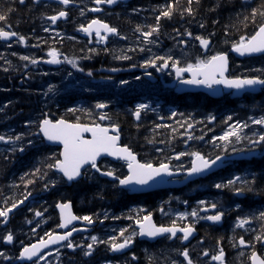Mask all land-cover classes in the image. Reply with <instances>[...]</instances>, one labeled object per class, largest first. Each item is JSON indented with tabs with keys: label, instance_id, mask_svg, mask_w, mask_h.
I'll list each match as a JSON object with an SVG mask.
<instances>
[{
	"label": "snow or ice",
	"instance_id": "1",
	"mask_svg": "<svg viewBox=\"0 0 264 264\" xmlns=\"http://www.w3.org/2000/svg\"><path fill=\"white\" fill-rule=\"evenodd\" d=\"M21 3L24 0H20ZM37 2V0H34ZM61 5L67 6L73 3V0H57ZM196 4H200V0H195ZM244 2V0H242ZM96 7L92 8V12H100L101 5H115L118 3V0H94ZM221 6V0H216V3L213 5L210 11H216ZM12 9H9L11 12ZM133 11H136L134 9ZM179 14L182 18L187 15L188 17H194L196 10L193 8V0H187V6L182 7L179 4V0H169L168 3L160 7L159 15L155 17V25H147V31H144L142 26L137 25L135 31L140 33V36L137 37L139 40L140 37L143 39L144 44L153 43L152 37L154 34H159L160 31V20L161 18L171 19L174 14ZM80 15H84V10L81 9ZM236 17L240 20V24L243 29H248L252 27L251 33L247 31L244 34H240L238 39L231 40L230 51L238 54L240 57H252L256 54H261L264 56V0H261V3L256 7H252L248 14H243L238 11L235 13ZM68 12L65 10H60L54 15L47 16L46 19L51 21V24L55 25L57 21L61 18H66ZM242 17V19H240ZM7 16L0 13V21H6ZM259 20V22H258ZM217 23V21H213ZM200 28L205 27L204 23H201ZM50 29L45 28L44 31L48 32ZM52 31H55L54 29ZM78 31L87 34L88 37H92L93 33L95 34L96 42L102 43L106 42L110 36H118L121 39H127V37L121 36L118 29L114 26H110L108 23L104 22L101 19H92L87 25L81 24L78 28ZM177 32V35H181L179 30H174ZM241 31L240 28H237V32ZM226 29V35H227ZM59 35V33H56ZM189 38H193L199 42V45L202 49L205 50L204 54L197 56L195 61L191 60L182 62L180 58H174L172 54L162 55V56H152L151 58L145 60L139 67L148 69L154 68L156 71L163 72L165 69L171 68L174 71L175 77L183 85L197 86V87H206L208 89H214L215 86H223L226 89H234L237 91H246V90H255L257 87L264 89V67L253 69L256 73L255 75L243 74V75H233L230 73V58L229 53L226 51H216L214 54L208 55L207 51L210 49V39L201 35H196L193 37V34L190 31L185 30L182 34ZM215 35V33H210L209 36ZM15 37L17 42L20 44L26 43V38L23 35H19L14 31H6L4 28H0V40L8 41L10 38ZM186 41L181 38L178 41L179 45H186ZM225 43H229L228 40ZM38 47V45H36ZM135 49H129V51H134ZM140 51H144V48H140ZM150 50V49H149ZM95 49H89V52H94ZM107 51V49H105ZM13 55H16L13 53ZM61 53L56 48H49L47 52L48 59L44 62L52 65H59L62 63L70 64L73 68L79 69L77 60L63 56L61 59ZM187 55V53H185ZM119 60H130L131 57L126 54H121L115 57ZM21 60L26 61L24 67L27 68L28 64L36 65L40 62V59L33 58L30 56H21ZM10 65V61H5ZM136 67V65H132ZM4 71H8L7 68ZM113 72L118 71L117 69H112ZM189 74L188 78H184V74ZM147 76H151V72L144 73ZM47 75V73H45ZM71 76V73L68 74ZM88 76H92V72H88ZM135 79L139 80L140 77ZM120 85H127L129 81L120 80ZM55 91V86L49 84L47 92L52 93ZM7 107V105H5ZM95 109H106L108 107L107 103L97 102L95 104ZM150 105L146 103H138L135 106V110L132 112V115L137 121L140 120L141 114L144 111L149 110ZM2 110V109H0ZM66 112L68 114L83 113L89 117L93 116L94 113L91 109H83L80 107H71L67 108ZM172 117L177 116L175 111L172 112ZM183 116V113L180 114ZM216 117L214 115H208L207 120L209 123L215 121ZM99 121L108 120L107 125L103 123L96 122L91 120L88 123H82L80 116H76L75 120L66 119L64 116L59 118H50L48 113H43L42 118H39L35 121L29 120L25 122V126H34L37 129V132L33 135H38L41 137L42 142L47 141L51 144H55L60 148L58 153H53L51 156L44 157L41 163L44 165L48 171L55 170L57 173L62 174L61 180L66 182H78L80 178L88 177V169L95 170L96 173H99L101 176L110 177L113 181L117 182L119 186L124 188H129L131 186H148L150 183H155L158 180H162L165 177L174 178L180 173H184L186 177H191L193 175L202 174L204 172L210 171L214 166L217 165V162L222 160L228 153V149L231 148L232 153L248 151L254 152L257 148L264 150V114H261L259 117L249 116L247 121L236 120L233 123H228L233 121L231 115L226 117L224 121L227 124V130H225L220 136H213V142H219L216 144V147L220 149V154L216 155L214 158L202 154L199 151L192 152H179L176 153L173 157H167L166 159H160L154 162L151 159L141 160L138 159V154L133 150V148L126 143L121 142V131L120 125L117 123L111 122V118L107 113L101 112L98 117ZM187 128L191 129L193 123L187 122ZM250 125L260 126L259 131H252L251 135H248L244 132L245 129H250ZM181 127L184 125L181 124ZM157 128L167 127V125H156ZM176 131V129H173ZM90 134V135H86ZM188 139H199L203 140L204 137H193L191 133H188ZM24 140V134L20 133L15 136L10 134H0V142L4 144L12 145L10 151L15 152L19 151L23 153L25 151L24 145L21 143ZM28 145L34 146L33 140L29 139L27 141ZM148 143H153L149 140ZM164 143V141H161ZM187 143V141H185ZM20 144L19 149L16 148V145ZM244 144V148H237L236 145ZM157 152H162L160 148L156 149ZM190 156L191 162L190 166L185 168L182 164L176 167H173L172 160L175 159L179 161L181 157ZM104 157H113L117 161H122L127 168L126 175H117V172L113 168H107V170H102L99 165V161ZM48 171H43L41 167H36L31 173H24L20 177L27 185L35 183L34 179H27L25 177L37 176L39 175L41 179L47 176ZM252 180L242 176H234L232 179H228L226 182L215 183L213 186L220 189H230L234 192L235 195H243L246 192L251 193L254 191L253 185L256 183V174L251 173ZM237 182H240L239 187L235 185ZM57 184L56 180L50 181V183H45L44 188L48 189L50 186L54 187ZM32 195L31 192H26L23 199L15 200L8 203V199H5V206L0 207V224H4L5 227L9 221L10 213L16 209L19 205H22L28 198ZM187 204V201H184ZM198 208H193L191 212H176L174 218L171 219L170 223L157 224L153 220V213L147 212L146 214H140L144 210H136L135 215L125 216V219L133 221L135 227L132 224L127 227L119 229V232L116 235H109L106 240L100 239L96 235L90 237V242L85 244H74L73 242V233L86 230V229H77L75 226L71 228L70 231L66 230L63 233L56 231H49L45 233V237H40L35 243H24L20 242L19 250V259L32 261V264H40V261L45 260V255L47 253L42 252V250L47 249L50 245H58L61 242H64V246L68 249L75 250L80 248L83 251L85 257L91 256L95 250V247L103 244L107 247V250L113 253L122 252L125 249H129L130 246L134 244V240L137 236L148 237L155 239L158 237L167 236L168 239L177 238L181 241H188L190 237L193 236L195 232V224L200 220L210 221L213 224L220 223L222 218L226 215V212L223 210H218L222 205H218L216 202H206L205 200L197 201ZM237 209L241 208L240 204H236ZM55 208L59 209V224L57 225L60 229H68L69 225L73 224V221H84L87 225H94L99 214L94 215H75L73 212V205L70 200L64 202H58L55 204ZM210 209L216 210L215 214L211 215H201V212L207 213ZM31 211V209H30ZM161 213H164V208H160ZM43 213L40 211H35L36 217H43ZM119 216H113L112 219H120ZM104 219H108V213H104ZM253 220H259L264 222V210L258 212V215H245L243 217L237 216L235 220V228H245L246 225H250ZM190 221V222H189ZM183 224L181 225V223ZM31 223V221H28ZM102 224L103 221L101 220ZM39 227V224L37 225ZM138 229V230H137ZM33 234H35V229H32ZM182 234V235H178ZM3 241L7 244H11L14 241V235L9 230L6 235L2 237ZM255 241L260 242L264 245V225H262L261 233L255 236ZM202 243V241H201ZM219 245V240H217ZM238 244L244 247H251L253 250L250 253L251 264H264V258H261L260 255L254 250L255 245L246 242L244 237L241 236L238 240ZM235 246V245H234ZM57 254L59 255V250L57 249ZM243 254V253H241ZM178 255L183 257V260L186 264H196V262L191 259L189 248L185 247L182 251L178 250ZM203 256L207 257L209 251L205 249L202 253ZM0 256H4V259H9L4 253L0 252ZM224 250L219 248L216 255L211 256L212 261H217L219 264H224ZM132 259L135 260V255L132 256ZM111 264V262H109ZM172 264H177L175 260L172 261Z\"/></svg>",
	"mask_w": 264,
	"mask_h": 264
},
{
	"label": "trees",
	"instance_id": "2",
	"mask_svg": "<svg viewBox=\"0 0 264 264\" xmlns=\"http://www.w3.org/2000/svg\"><path fill=\"white\" fill-rule=\"evenodd\" d=\"M169 0H134L132 3V8L129 7L127 10L117 12V18L114 17V23L120 29H129L126 30L130 32V30H134L135 42H139L137 39L140 36V33L135 31L137 25L142 26L144 31H147V25H155L156 20L155 17L159 15L160 7L168 3ZM216 3V0H200V4L197 5L195 0H193V8L196 10V14L194 17H188L185 15L183 18L177 13L171 19L161 18L160 20V31L159 34H154L152 37L153 43H151V47L157 45V43L164 42V39L168 38V31H170L177 23H181L180 26L184 30H189L193 25L200 27L201 23L205 24V27L202 31L207 32L206 30L210 29L212 33H215L216 36L222 38V44H225V41L228 40L229 43L231 40L238 39L240 34H244L245 31L251 33L252 27L250 26L248 29H243L240 24V20L236 17L235 13L240 11L243 14H248L252 7H256L261 3V0H221V6L216 11H210L213 5ZM179 4L182 7L187 6V0H179ZM140 7L142 10L137 11V8ZM145 8V9H144ZM9 9H12L9 12ZM136 9V11H133ZM0 13L5 14L7 16L6 21H0V28H13L15 31L19 33L26 34L30 37V39L35 40V45H38V48L43 49L42 51H38L42 53L43 51L49 50L50 36L48 32H45L44 29L47 28L43 25V22L46 21V17L52 15L53 11L50 7V3L38 0L34 2V0H24L23 3L20 0H0ZM135 13V14H134ZM242 19V17L240 18ZM213 21H217V23H213ZM259 22V20H258ZM237 28H240L241 31L237 32ZM193 29V27H192ZM227 29V35H226ZM214 35V36H215ZM56 38H58L56 36ZM228 44V43H227ZM64 53H68L71 50L75 53V49L60 45L59 48ZM2 64L0 62V118L7 119L6 126L2 128L5 130V134L17 135L20 133L24 134V140L21 142L25 151L23 153L18 150L15 152L10 151L12 146L9 144L3 147V150L0 151V207L4 205L5 199H8V203L15 200L23 199L26 192H31L32 195H37L36 199H40L41 196L45 195L47 197V201L51 203V212L53 216V224L49 228L50 231L54 230L52 227H57L59 224L58 214L54 209V206L59 201L70 200L73 203L75 212L79 215H98L96 219L97 222L104 220L106 223L116 224V229H120L123 227H127L132 224L135 226L133 221L125 219V216L135 215L136 210L138 209H147L148 212H152L156 214L158 210L157 202L153 200L156 196L160 195V192L157 193H149L142 195H130L123 190L118 188V183L115 181H110L108 179H102L96 173H89L88 176H94L92 178H82L78 182L72 183L71 186H68L65 180L54 179L58 177L55 174L54 170L48 171L46 168L42 170L48 171V174L43 179L37 176H27V179H34L35 183L31 185H27L25 187L24 181L20 179L24 173H31L37 166H43L41 163L44 157L51 156L50 152L53 149L48 148L42 142L38 135H33L37 132V129L34 126H25V122L32 120L35 121L39 118H42L43 113H48L52 118H58L64 116L67 119L72 120L76 116H80L81 121H91L97 119L95 113V107L93 105L94 100L91 97L86 95L84 101L86 103H90L92 100L93 108H84L76 105L77 99L73 100L71 98H76L70 93L64 92L60 88V93L56 95V93H48V95H44L48 90L49 84L58 83L62 77L54 76L49 74L50 72L42 70L43 74H40L39 78L45 81L42 84V88L38 87L37 83H34L33 80H37L36 74H28L17 71L18 68L15 64L5 63V61H9L8 59H3ZM99 60H97L98 62ZM105 62V60H104ZM96 63V60H94ZM7 68L8 71H4ZM42 69L41 66H39ZM47 75L44 76V74ZM20 80H23V85H20ZM261 95L256 97V101L261 99ZM131 100V96L119 94L116 95L117 103H120L122 107L115 106V109L110 111V118L115 123L119 124L122 128V133L124 135L125 143L129 144L136 152H138L141 156L153 149V146L156 145L158 148L166 147L172 151H180L182 146L185 145L186 135H182L179 131L175 133L173 131V127H164L162 130L158 128L156 130H151V126L159 125L160 120L156 118H152L151 115H146L142 121L136 122L132 116L127 115L126 108H124V104ZM7 105V107H5ZM221 103L216 99L209 98L207 96L195 95L194 96V104L190 101H182L179 106H177V116L172 117V113L167 112L168 118L167 120H173L180 117L181 113H183L184 119H181V124L184 126H179L178 128L187 130V122H197L200 125L194 130L197 134L196 137L206 136L209 137L212 134L216 133L218 130L215 128L218 121H223V125H226L224 121L226 118H219L216 120L213 125L210 124L207 120V114H210L214 111L211 109H217ZM71 107H80L83 109H91L94 113L93 116L89 117L83 113L76 114H68L66 112L67 108ZM212 107V108H211ZM240 111L245 112V115H248L249 111L256 110L255 101L252 99H248L245 107H238ZM2 114H7V118L2 116ZM241 117V114H236ZM233 117V116H232ZM10 120V121H9ZM230 122V121H229ZM228 122V123H229ZM175 125V124H173ZM172 125V126H173ZM222 125V126H223ZM1 130V131H2ZM29 139L33 140L34 146L28 145L27 141ZM151 140L153 143H148ZM164 141V143H161ZM210 143V142H209ZM208 143V144H209ZM19 146L16 148L19 149ZM200 152L206 154L208 151L212 155L219 154V150L213 149L209 150L207 145L201 146L199 145L196 148ZM57 153V151H53ZM142 153V154H141ZM149 156L148 158H150ZM19 163V164H18ZM18 164V166H17ZM261 162H258V159H253L251 164L249 163L248 168L255 174L259 171H262L264 174V166ZM18 167V169H16ZM262 167V168H261ZM103 170H107V167H101ZM116 170L117 175H124L126 172L124 165L118 164L112 167ZM252 173V171H251ZM259 172L256 183L253 185L254 191L251 193L246 192V198L244 201L240 202L241 204L245 203L246 200V208L243 211L247 212L248 215L256 214L261 210H264V176L260 175ZM222 176H225L223 172H220L214 175V178L220 179ZM60 178V177H59ZM56 180L60 185L56 189H51V186L48 189L44 188L45 183H50V181ZM249 181L252 180V176L248 178ZM12 182V183H11ZM13 186V194L10 193V188L7 187ZM3 185V188H2ZM239 187L241 185H235ZM54 188V187H53ZM52 190V191H51ZM50 192V193H49ZM199 192L197 196L205 193ZM217 196L215 197L216 203L218 205H222L226 208H230L235 199L239 197L234 194V192L230 189H220L216 192ZM149 202L151 204H149ZM134 203L141 204L139 208L134 209L132 205ZM242 204V205H243ZM5 206V205H4ZM3 206V207H4ZM255 207V208H253ZM257 207V208H256ZM253 208V209H252ZM46 210L43 207L35 206L32 211H21V222L25 220V224L22 227L24 230L27 219L34 218V210ZM255 209V210H254ZM254 210V211H252ZM47 211V210H46ZM27 212V213H26ZM108 213V219H104V213ZM229 212V211H228ZM242 212V211H241ZM241 212L236 213L234 218H229L225 220V223H229V221H233L237 216L241 214ZM140 214H144V211ZM113 216H119L120 219L114 220ZM1 219V218H0ZM255 223L256 231L255 234L261 233L262 225L264 222L259 220H253ZM119 225H118V224ZM58 228V227H57ZM31 230V228H29ZM199 239H207L216 240L220 237L222 232H225L226 227H212V226H204L202 230L199 228ZM2 231H4L2 224H0V241L2 240ZM108 236L103 235L102 240H106ZM26 238L24 243H31L34 240H30ZM259 246V243H257ZM258 246H255L254 249H258ZM18 250H20V246H18ZM66 253V252H65ZM82 252L76 251L72 254L79 255ZM153 253V252H151ZM19 254V253H18ZM110 254V251L107 250V247L103 244H100L95 247V250L87 260H82L81 258H75L73 264H92L93 259L106 257ZM149 260L152 261L153 255L150 254ZM147 259V258H146ZM161 260L163 257H160ZM2 264V263H0Z\"/></svg>",
	"mask_w": 264,
	"mask_h": 264
},
{
	"label": "flooded vegetation",
	"instance_id": "3",
	"mask_svg": "<svg viewBox=\"0 0 264 264\" xmlns=\"http://www.w3.org/2000/svg\"><path fill=\"white\" fill-rule=\"evenodd\" d=\"M80 11L81 9L84 10V15H69L67 17V21L65 23L62 24H55L53 25L56 28H59V30H55L53 32H51V34H49L48 36H50V41H53L50 43L49 48H56L59 50L60 52V45L63 44L64 46H69L73 49H75V56L73 59L77 60V64L79 69H83V71H79L77 68H73L70 64L65 63V65L69 66V70L68 72H70L77 80V85L78 87L84 91L87 96L94 98V99H99L98 102H103L104 101L102 99L105 98H109L111 96L112 93V89H115V86L117 84V82H119L120 80H127L129 81V83L127 85L128 88H132V84L137 81H141V79L137 80L135 79L136 77H139V70L143 69L138 65L142 64L145 60L151 58L152 56H162V55H167V54H172L174 56V58H180L182 60V62H186L191 60L192 62L195 61V58L197 56H201L203 55V52L200 50V45L198 43L194 44V39L193 38H189L187 36H183L182 34L185 32V30L180 26L181 23H177L174 28H172L170 31H168V38L164 39V42H161L157 45V49L161 50L160 52L154 53V51H152V49L150 48V50L152 51V54L150 55H146V57H143L141 55H137L136 57H134V51L138 52L140 51L139 49L136 50V46H135V39L133 37H129L128 41L127 39H121L118 36H110L109 39L106 42H102V43H97L96 42V38H95V34L93 33L92 37H88L87 34L78 31V28L81 24L87 25V23L92 20V19H101L104 22L108 23L110 26H114L111 22L113 21L114 15H110L109 11L111 9H109L106 6L101 5V11L100 12H92L91 9L96 7L94 0H81L80 2ZM64 24H69V26H71V31H69L68 33L70 35H68L67 33H65L63 26ZM193 27V29H192ZM191 27L190 32L193 34L194 37V25ZM74 28V29H72ZM128 30V29H126ZM174 30H179V33H181V35H177V32ZM197 29H195L196 31ZM119 31V30H118ZM56 33H59V36L56 38ZM121 36H124V33H121L119 31ZM129 34H131L129 32ZM219 38V41L222 42V38L219 36H216ZM215 38V43L217 44V38ZM183 38L187 43L186 45H179L178 41ZM211 39V38H210ZM58 40V41H57ZM212 42V48H214V43L211 39ZM139 44H142L143 42H137ZM227 44V43H225ZM147 47V46H146ZM159 47V48H158ZM95 49L94 52H89V49ZM105 49H107V51H105ZM129 49H135L134 51H129ZM170 49L171 51H164ZM99 51V52H98ZM179 52V53H178ZM93 53V54H92ZM101 53V54H100ZM185 53H187V55H185ZM121 54H126L128 56L131 57L130 60H119L116 59V56H119ZM94 55V56H93ZM96 56V57H95ZM106 56V57H104ZM90 57H94L96 60V63H94L90 69L88 70H84V68L87 66H90ZM38 58V56L36 57ZM70 58V57H69ZM136 58V61H135ZM97 60H99L97 62ZM105 60V62H104ZM246 59H239L236 62H233L232 64V69L234 74L239 75V74H245V72L241 71L242 67H246ZM132 65H136V67H132ZM16 67H20L19 65H16ZM32 64H29L28 70H30L32 68ZM264 67V60H255L253 61V64L249 65L247 68L250 70V73H254V74H259L256 73L255 71H253V69H258V68H262ZM246 68V69H247ZM112 69H117L118 71L113 72ZM151 74L156 78V81L154 82L153 79H151L150 82H152L150 84V86L143 90V91H152L154 94L163 97L164 99L167 100V97H174V94L176 95V105L175 106H179V104L181 103V100L184 99L185 97H190L191 102L194 104V93L191 94H187L185 95H177L174 91L175 87H172V83L176 82L179 83V81L177 80V78L175 77L174 71L171 68L165 69L163 72H159L156 71V69L154 68H149ZM91 71L92 72V76H88V72ZM33 74V73H31ZM55 74H58L57 72H53L52 73V77L55 76ZM189 76V74L185 73L184 74V78L187 79ZM103 78L104 81H102V83H97L94 82V79H100ZM65 85H69L68 83H65L63 85V87ZM111 88V89H110ZM161 91H164V93H160ZM65 92L67 93H72V94H76L79 93V90H76L74 88H68L67 90H65ZM136 93H140L141 92H136ZM245 96H243L241 98L242 101H246ZM228 99V98H226ZM232 99V98H231ZM239 100V99H236ZM221 101H223L224 103L226 102L224 99H222ZM258 101L263 102L264 101V94L261 95V99H259ZM163 102V100H162ZM140 102H136V104H138ZM169 106L173 107L174 104L173 102H168ZM108 108H110L109 106L106 109H101V112H105L107 113V110H109ZM126 108V112L127 115H132V110H129ZM225 108L231 110L232 113L234 114H241L243 115L245 112L242 113V111L239 110L238 106L236 105H225ZM161 109V108H159ZM157 108H151V110H147L142 112L141 114V118L139 121H142L144 119V117L146 115L149 114V112H152V115L154 117H159L161 119V122L159 123V125H167V127H170L171 125V120H165L163 119V116L160 113V110ZM1 114V113H0ZM108 114V113H107ZM2 116H5L6 118L8 117L7 114H2ZM109 116V115H108ZM76 118V117H75ZM75 118H73L72 120H75ZM132 118L136 121L135 117L132 116ZM243 117H239L237 119H239L240 121H242ZM7 119L5 118H0V132L2 130L3 127L6 126V121ZM96 122L99 123H104L105 125H107L109 123L108 120L105 121H99L98 118L94 119ZM10 121V120H9ZM83 123H88L89 121H81ZM111 122L115 123L113 120H111ZM181 121H179L180 123ZM151 130H156L157 127L156 126H151ZM179 127V126H178ZM162 128L164 127H160L158 128L159 130H162ZM121 134H122V143H125V139H124V135L122 133V129L120 130ZM178 131H180V129L178 128ZM158 143V142H157ZM156 143V145H157ZM156 145L153 146V149L150 150L149 152L142 154V156L138 154L139 159L143 160H147V159H151L154 162L160 160V159H166L163 158L164 155H167V157H173L175 154H171L168 151V149H166L165 151L167 153H162V152H157L156 149L158 148ZM58 148V147H57ZM134 148V147H133ZM58 150H60V148H58ZM135 151V150H134ZM179 153V152H177ZM149 156H151L150 158H148ZM190 162L189 157H181V159L179 161L173 159L172 160V165L173 167H176L178 165H183L185 166L186 164H188ZM258 162H261L262 165L260 166H264V157H262L261 159H258ZM100 164L102 165H110L111 161L109 159H103ZM39 167V166H38ZM248 166H246V168L244 170H247ZM262 168V167H261ZM44 169V168H43ZM42 169V170H43ZM261 174V176H264L262 171H259ZM259 172L256 174V176H258ZM183 177H180V179H182ZM194 184L190 185L188 187V189H182V188H169V189H165L163 191H160L161 194V198L162 200L159 201L158 204V210L155 214L156 220L158 225L159 224H169L171 219L174 218V214L176 212H184L183 211V197H191L192 199H194V196L197 197V193H194L193 191H191V187H193ZM3 188V185H2ZM51 189L53 190V187H51ZM51 190V191H52ZM50 193V192H49ZM194 193V194H193ZM172 198L173 200H175V203L178 202V206L176 205L175 207H172L171 205H169V202L167 201L168 199ZM156 203V201L154 202ZM5 205V202H4ZM3 205V206H4ZM191 206L194 205V201L191 202L190 204ZM235 203L233 202V204L231 205L230 208H225L227 216L230 218H234L235 216V212L239 213V209H237L235 207ZM1 206V207H3ZM163 207L164 208V213H161L160 208ZM187 208V207H185ZM194 207H190V210L188 212H191L192 209ZM28 211V210H26ZM229 211V212H228ZM201 215H209V214H202ZM21 214L19 213V209L14 212L11 216V222H9L7 224V226H3V229L5 231V233L7 234V232L10 230L16 237V239L21 242L22 241V234H23V230H22V226L25 224V221L23 220L21 222V218H20ZM51 216H47V217H41V219L39 220L40 223L44 222L45 220H48V225H50L51 222ZM44 220V221H43ZM38 221V222H39ZM37 222V223H38ZM190 222V221H189ZM181 223V225L183 224V222H179ZM197 223H199L196 226L197 232H198V237H196L195 239L192 238L188 241H181L180 239L177 238H172V239H168L167 236L162 237L161 239L153 242V243H149L146 241H140V240H134V244L132 246H130V248L123 254H113L107 257H103L101 259L95 258L92 261V264H109V262H111V264H172V261L175 260L177 262V264H186V262L183 260V257L178 255V250L182 251L183 248L187 247L189 248L190 251V257L191 259H193L196 264H219V262L217 261H212L211 260V256L212 255H216L219 248H223L225 256H224V264H247L246 263V257L251 249V247H244L242 248L239 244H238V240L241 237V232L239 230H242L244 236V239L246 242H250L252 244H256V243H260L255 241V236L254 233L251 231L250 229V225H246L245 228H235V223H219V224H211V223H206L205 220H200ZM21 225V226H19ZM32 225L31 229H35V234H33L32 230H31V236L32 239L33 238H40L43 235H45V231L42 229H37ZM19 226V227H18ZM27 226V225H25ZM204 226H212V227H226L225 232H222L221 235L223 237H220L216 240H210L207 239L206 241L204 239H199V228H201L202 230L204 229ZM20 228V229H19ZM27 228H29V226H27ZM39 228V227H38ZM57 229V227H52V229ZM18 229V231H17ZM249 229V230H248ZM19 232V233H18ZM21 234V235H20ZM181 235V234H178ZM217 240H219V245L217 244ZM202 241V243H201ZM79 242V240L77 239V243ZM235 245V246H234ZM260 249V252L262 254V256L264 257V245L262 246L261 243L258 246ZM207 249L209 251V255L207 257L203 256L202 253L203 251ZM0 252H3L4 255L8 256L9 259H7L6 262H1L2 259L4 258V256H0V263L2 264H10V260L11 258H16L18 256L19 250H18V246L15 244H7L4 241H0ZM153 252V253H151ZM243 253V254H241ZM150 254H152L153 259L152 261L149 260V256H151ZM135 255L136 259L133 260L132 256ZM11 257V258H10ZM81 258L82 260H87L88 258H90V256L85 257V256H76L73 254H57V253H52L49 252L47 253V255H45V260L40 261V264H73V261L76 260L75 258ZM160 257H163V259L165 260H161ZM147 258V259H146ZM16 264V263H14ZM25 264V263H24ZM83 264V263H81Z\"/></svg>",
	"mask_w": 264,
	"mask_h": 264
},
{
	"label": "bare ground",
	"instance_id": "4",
	"mask_svg": "<svg viewBox=\"0 0 264 264\" xmlns=\"http://www.w3.org/2000/svg\"><path fill=\"white\" fill-rule=\"evenodd\" d=\"M38 1V0H37ZM43 1H46V2H48V3H50V7H51V9H52V11H53V13H52V15H54L56 12H58V11H60V10H65V11H67L68 12V16L69 15H74V14H76V15H80V8H79V6H80V1L81 0H73V3H71V4H69V5H67V6H64V5H61V4H59L58 2H57V0H43ZM133 1L134 0H118V3L117 4H115V5H107V4H104L103 6H106V7H108L109 9H111L110 11H109V14L110 15H114V17L115 18H117V12H121V11H123L124 12V10H127L129 7H131L132 8V3H133ZM145 9V8H144ZM142 9L140 8V7H138L137 8V11H141ZM135 14V13H134ZM67 16V17H68ZM67 17L66 18H61V19H59L58 21H57V23L56 24H62V23H65L66 21H67ZM113 25H114V27H116L121 33H124V37H127L128 39H129V37H133L134 39H135V36H134V30H130V33L131 34H129V32L128 31H126L125 29H120L119 27H117L116 25H115V23H114V18H113V21L111 22ZM43 25L44 26H46L47 28H49L50 30L48 31V33L49 34H51V32H53L52 30L54 29V30H59L60 31V29L59 28H56V27H54L53 26V24H51V21H49V20H46V21H44L43 22ZM71 26H69V24H64V26H63V29H64V31H65V33H67L68 35H70L68 32L69 31H71V28H70ZM72 29H74V28H72ZM195 29H197L196 31H195ZM4 30H6V31H8V30H10V31H14V32H16V33H18L19 35H23L25 38H26V43L25 44H20L19 42H17V40H16V38L15 37H13V38H10V40H8V41H3V40H0V58H3V59H8L11 63H13V64H16V65H19L20 67L18 68V70L17 71H19V72H22V73H28V74H30V73H33V74H36L37 75V80H33L34 81V83H37L38 84V87L39 88H42V84L45 82V81H43V80H41L40 78H39V76H40V74H43L42 73V70H44V71H48V72H50L49 74H52L53 72H57L58 74H55L56 76H59V77H62L63 76V79H61L60 81H58V83H55V84H51V85H54L55 86V91H54V93H56V95L57 94H59L60 93V88L65 92V90H67L68 88H74V89H76V90H79L80 92L79 93H76V94H72V93H70V94H72L74 97H76V98H71V97H69L70 99H74V100H78L77 101V103H76V105H78V106H80V107H84V108H93V106H92V100H94V103H93V105L95 106V104L99 101V99H94V98H92V100H91V102L90 103H86L85 101H84V99L86 98V93L84 92V91H82L79 87H78V85H77V80H76V78L71 74V76H69L68 74L70 73V72H68V70H69V66L68 65H65V63H62V64H59V65H52V64H48V63H46V62H44V61H46L47 59H48V56H47V52H48V50H46V51H43L42 53H39L38 51H42L43 49H40V47L38 48L36 45H35V40H32V39H30V37L28 36V35H26V34H23V33H19V32H17V31H15L13 28L11 29V28H9V27H5L4 28ZM129 30V29H128ZM191 30V28L189 29V30H187V31H190ZM207 32H204V31H202V29L200 28V27H198V26H196V25H194V37L196 36V35H201V36H204V37H206V38H211L212 39V41H213V43H214V48H212L211 46H212V42H211V39H210V49L207 51V54L208 55H211V54H214L216 51H226V52H228L229 53V58H230V61H231V70L233 71V69H232V64H233V62H236L237 60H239V59H246L247 60V62H246V67H242L241 68V71L242 72H245V74H250V75H255L254 73H250L249 71V69L247 68L249 65H251V64H253V61H255V60H264V56H262L261 54H256V55H254V56H252V57H247V56H245V57H240L238 54H236V53H233V52H231L230 51V48H231V43H228V44H222L220 41H219V38L218 37H216V35L214 36V35H212V36H209V34L210 33H212V31L210 30V29H208V30H206ZM57 37H61V36H59V35H57ZM214 37H216L217 38V41H218V43L216 44L215 43V38ZM128 39H127V41H128ZM140 41L139 42H143V39H142V37H140V39H139ZM58 41V40H57ZM195 43H198L199 44V42L198 41H196L195 39H194V44ZM159 43H157V45H158ZM157 45H154L153 47H151V44H144V43H142V44H139V43H135V46H136V50L137 49H140V48H144L145 50L144 51H138V52H135L134 51V57H136L137 55H141V56H143V57H146V55H150V54H152V51H154V53H157V52H160L161 50H159V49H157ZM147 46V47H146ZM152 49V51L151 50H149L150 48ZM159 48V47H158ZM200 50L203 52V54H204V52H205V50L204 49H202L201 47H200ZM164 51H171L170 49H167V50H164ZM99 52V51H98ZM13 53H15L16 55H13ZM60 53L62 54L61 55V58L63 59V56H67V57H70V58H74V56H75V53L73 52V50H71L70 52H68V53H64L63 51H61L60 50ZM179 53V52H178ZM93 54V53H92ZM101 54V53H100ZM25 55H27V56H30V57H33V58H36L37 56H38V59H40V62L38 63V64H36V65H33L32 66V68L30 69V70H28V67H29V64H28V67L27 68H25L24 67V65H25V63H27L26 61H23V60H21L20 59V57L21 56H25ZM94 56V55H93ZM96 57V56H95ZM104 57H106V56H104ZM94 60H95V58L94 57H90V66L89 67H85L84 68V70H88V69H90V67L94 64ZM135 61H136V58H135ZM0 62H1V64H2V60L0 59ZM3 65V64H2ZM39 66H41L42 67V69H40L39 68ZM137 66H139L138 64H137ZM247 68V69H246ZM150 72V70H149V68L148 69H141V70H139V77H140V79H141V81H139V82H137V81H135L131 86H132V88H123V86L122 85H120V83L119 82H117V84H116V86H115V89H112V93H111V96L109 97V98H105V99H102L103 101H104V103H107L108 104V106L110 107V108H108L109 110H107V113H108V115H109V117H110V111L111 110H113V109H115V106H118V107H122V105L120 104V103H117V100H116V95H120V96H123V95H127V96H131V100L129 99V101L128 102H126L125 104H124V108L127 106V108L129 109V110H132V111H134L135 110V106H136V102L138 101V102H140V103H146V104H149L150 105V108H149V111L151 110V108L153 107V108H156V110H157V108L159 109V108H161V109H159L160 110V113H161V115L163 116V119H164V122H165V120H167L166 118H168V116H167V112H169L170 114L173 112V111H175V112H178V110H177V106H175L176 105V103H178V102H176V95L174 94V97L172 96V97H167V100L166 99H164L163 97H160V96H158V95H156V94H154L152 91H149V90H147V91H143V90H145V89H147L149 86H150V84L152 83V82H150L151 81V79H153L154 80V82L156 81V78L151 74V76H147V75H145L144 73L145 72ZM234 73V72H233ZM236 75V74H235ZM44 76H45V74H44ZM150 81H149V80ZM102 81H104V79L103 78H100V79H94V82H96L95 84H99V83H102ZM23 83H24V81L23 80H20V85H23ZM65 83H68L69 85H65L64 87H63V85L65 84ZM48 86V85H47ZM173 87V86H172ZM111 89V88H110ZM136 92H141V94L140 93H136ZM67 93V92H66ZM160 93H164V91H161ZM177 95H180V96H182V95H187V94H189V92H186V91H183V92H175ZM264 94V93H263ZM262 94V95H263ZM196 95H201V96H207V97H209V98H211V95L208 93V92H205V91H199V92H197V94ZM258 95H260L259 93H257V92H252V91H244V92H242L241 94H240V96L238 97V98H236V99H239V100H236V99H231L230 97H227L228 99H224L226 102L224 103L223 101H220L219 103H221V105L217 108V109H214V108H212L211 110L212 111H214V112H212V113H210L211 115H214L215 117H216V120H218L219 118H226L227 116H229V115H231V116H233V121H230L229 123H233L234 121H236L237 120V118L239 117V116H237L236 114H234V113H232L231 112V110H229V109H227V108H225V105H236V106H238V107H245V104H246V102H247V100L248 99H252V100H254L255 101V104H256V110H258L259 111V115H261V114H264V101L263 102H261L260 103V101L259 102H257L256 101V97L258 96ZM243 96H245V102L244 101H242L241 100V98L243 97ZM74 100H73V102H74ZM162 100H163V102H162ZM182 101H186V102H188V101H190V97H185L184 99H182L181 100V102ZM168 102H173V104H174V106L173 107H171V106H169V104H168ZM103 110V109H102ZM95 113H96V117H99V114L101 113V109H95ZM210 114H207V116L208 115H210ZM148 115H151L152 116V118H156V119H159L160 120V122H161V119L159 118V117H154L153 115H152V112L150 113L149 112V114ZM50 118H52V117H50ZM59 118V117H58ZM55 119V118H54ZM67 119V118H66ZM215 120V122H217ZM242 121H247V119H244V120H242ZM216 124V123H215ZM200 124L199 123H197V122H193V127L191 128V129H189V128H187V130L184 132V130H181L180 129V133H182V135H186L187 136V133H189L190 131H192L193 130V128H194V130L199 126ZM223 121H218L217 122V125H215V128L218 130L216 133H214L215 134V136H220L225 130H227V124L226 125H223ZM259 127L260 126H255V125H250V129H245L244 130V132L246 133V134H248V135H250L251 134V132L252 131H259ZM122 128L120 127V130H121ZM5 130H2L1 132H0V134H5ZM40 139H41V137H40ZM44 142V144L46 145V146H48V148H50V149H53L54 148V150H52L51 152H50V155H52L54 152L53 151H57V153L59 152V150H58V148L57 147H55V146H53V145H50V144H48V142L47 141H43ZM217 143H219V142H213V141H211L209 144L207 143L206 145H207V147H208V149L209 150H213V149H216V150H219V148L218 147H216V144ZM8 145V144H7ZM10 145V144H9ZM186 143H185V145H183L182 146V148H181V150L180 151H172V150H170V149H168V148H166V147H162V148H160V149H162L163 151H162V153H167V152H169V153H171V154H175V153H177V152H189V150H186ZM6 146V144H4L3 142H0V151L1 150H3V147H5ZM10 146H12V145H10ZM19 146V144H17V147ZM166 149H168V151L166 152L165 150ZM134 150V149H133ZM136 152V151H135ZM138 153V152H137ZM219 154H220V151H219ZM218 155V154H217ZM184 157H188V156H184ZM163 158H167V155H164L163 156ZM19 164V163H18ZM18 164H17V166H18ZM38 167V166H37ZM39 167H41V169H43L44 167L43 166H39ZM105 167H107V165H105ZM16 169H18V167L16 168ZM253 170H255V169H252L251 171H252V173H254L253 172ZM245 171V170H244ZM54 172H55V174H57L58 175V177H56V178H54V179H61V178H59V177H61V175L62 174H59V173H57L55 170H54ZM252 176V175H251ZM87 178H92V179H94V176H91V175H89ZM86 178V179H87ZM12 183V182H11ZM67 183V185L68 186H71L72 184H69L68 182H66ZM74 183V182H73ZM12 185V184H11ZM60 184L59 183H57L55 186H54V188L53 189H56V188H58V186H59ZM13 186L14 185H12V186H7V187H9L11 190H10V193H12L13 194ZM206 186L204 185V184H199V185H197V186H195L194 187V189L192 188L191 189V191H193L194 193H199L200 191L202 192L203 190H201L202 188H205ZM193 193V194H194ZM31 196H33V195H31ZM30 196V197H31ZM36 196L37 195H34L33 197H32V199L31 200H34V198H36ZM45 195H43V196H41V198L38 200V199H35V201H36V203H35V206H39V207H43V208H45L46 210H39L40 212H42L43 214H44V217H47L48 215L49 216H51V224L50 225H48V220L46 221V223L45 224H43V226H40L39 225V228L37 227V225L38 224H33V223H31V224H33V225H35V226H33V227H35V228H37V229H42V230H44L45 231V233L46 232H49L50 230H49V228L52 226V224L54 223L52 220H53V216H52V212H51V207H52V205H51V203H49L48 201H47V197H44ZM246 198V193L245 194H243V195H239V198L238 199H235V201H234V203L235 204H240L241 205V208H239V212H241V211H243V209H245L246 208V204H247V201L248 200H246L245 201V203L242 205L240 202H242V201H244V199ZM59 202H64V201H59ZM159 202V201H158ZM157 202V203H158ZM158 205V204H157ZM33 207L34 206H27V207H24L23 209H19V213H21V211L23 210L24 212L26 211V210H28V211H30V209H31V211L33 210ZM132 208H135V207H132ZM253 208H255V207H253ZM252 208V209H253ZM257 208V207H256ZM54 209L56 210V212H57V209L55 208V206H54ZM255 210V209H254ZM27 213V212H26ZM57 214H58V212H57ZM58 219H59V214H58ZM25 221V220H24ZM28 221H32V219H27L26 220V225L27 226H29V228H32V225L31 224H29L28 223ZM9 222H11V219H10V221ZM8 222V223H9ZM19 226H21V225H19ZM18 226V227H19ZM24 226V225H23ZM22 226V227H23ZM2 227H3V224H2ZM21 227V228H22ZM29 228H27V227H25L24 228V230H23V234H22V241L24 242V240L26 239V238H29L30 240H34L33 242H31V243H35L37 240H38V238H33L32 239V236H31V230H29ZM20 229V228H19ZM17 231H18V229H17ZM68 231H70V230H68ZM19 233V232H18ZM4 235H6V233H5V231H2V237L4 236ZM21 235V234H20ZM2 237H1V239H2ZM14 237H15V235H14ZM42 237H45V235H43ZM46 238V237H45ZM72 239H78L79 240V244H87L88 242H87V240H86V238L84 237V236H82V235H80L79 233H77V232H75V233H73V237H72ZM29 240V241H30ZM2 241H3V239H2ZM27 243V242H26ZM11 244H15V245H17V246H21V244H20V242L16 239V237L14 238V241H13V243H11ZM3 253V252H2ZM8 257V256H7ZM11 258V257H10ZM101 258H103V257H100L99 259H101ZM1 262H6V263H8L7 261H6V259H2V261ZM10 262V264H14V263H16V264H24V263H21L20 261H19V254H18V256L16 257V258H11V260L9 261ZM29 264H32V262H30Z\"/></svg>",
	"mask_w": 264,
	"mask_h": 264
},
{
	"label": "water",
	"instance_id": "5",
	"mask_svg": "<svg viewBox=\"0 0 264 264\" xmlns=\"http://www.w3.org/2000/svg\"><path fill=\"white\" fill-rule=\"evenodd\" d=\"M186 87H187L186 90H190L192 86H190V85H186ZM230 90H231V89L223 88V86H215L214 89H208V88H206V87H202V86H201V87L194 86V92L205 91V92H208L212 97H219V96H221V95L223 94L224 91L228 92V91H230ZM259 90H260V88L257 87L254 91H253V90H246V91L258 92ZM242 92H244V91H237V90H236V91L234 92V94L239 95V94H241ZM86 135H90V134H86ZM48 143H50V142H48ZM111 158H113V157H111ZM113 159H115V158H113ZM223 160H224V157H222V160L219 161V162H217V165L214 166L210 171H207V172H204V173H202V174H198V175H193V176H191V177H187V178L182 182V184H185V183H187V182H189V181H192V180H194V179H196V178H198V177H203V176H205V175H207V174H209V173H212V172L217 171L218 169H220L221 167H223ZM102 177H105V176H102ZM108 178H110V177H108ZM167 178H168V177H165V178H163L162 180H158V181L155 182V183H150L148 186H131V187H129V188H124V187H122V186H120V187H121V188H124V189H130V193H144V192H148V191H151V190H155V189H159V188H162V187H163V188L166 187V186H167V183H166V179H167ZM110 179H112V178H110ZM68 183H69V184H72L73 182H68ZM25 204H26V201H25L22 205H19L16 209H14V210L10 213V215L13 214L14 212H16V211H17L18 209H20L21 207H23ZM57 211H58V213H59V209H57ZM73 212H74V210H73ZM74 214H75V212H74ZM75 215H76V214H75ZM78 222H80V221H73V224H72V225H74V224H76V223H78ZM72 225H69L68 229H69ZM86 225H87V223H86ZM94 225H95V224H94ZM68 229H61V230L66 231V230H68ZM81 231H82V230H81ZM78 232H79V231H78ZM143 238H148V237H143ZM62 243H64V242H61V244H62ZM61 244H58V245H61ZM58 245H50L47 249L42 250V252H44V251L50 249L51 247H55V246H58ZM19 261H20L21 263H25V262L30 263V262H32V261L21 260V259H19Z\"/></svg>",
	"mask_w": 264,
	"mask_h": 264
},
{
	"label": "rangeland",
	"instance_id": "6",
	"mask_svg": "<svg viewBox=\"0 0 264 264\" xmlns=\"http://www.w3.org/2000/svg\"><path fill=\"white\" fill-rule=\"evenodd\" d=\"M62 59V58H61ZM123 86V88H128L127 86H124V85H122ZM12 216V215H11ZM32 223V222H31ZM31 223H29V224H31ZM40 226H43V225H40ZM14 235V234H13ZM15 238V237H14Z\"/></svg>",
	"mask_w": 264,
	"mask_h": 264
}]
</instances>
